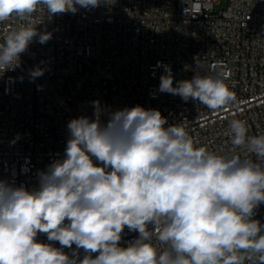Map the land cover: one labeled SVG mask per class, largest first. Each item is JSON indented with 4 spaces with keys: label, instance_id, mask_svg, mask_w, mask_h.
Wrapping results in <instances>:
<instances>
[{
    "label": "clouds",
    "instance_id": "9594fccd",
    "mask_svg": "<svg viewBox=\"0 0 264 264\" xmlns=\"http://www.w3.org/2000/svg\"><path fill=\"white\" fill-rule=\"evenodd\" d=\"M102 3L0 0V24L21 21L0 39V76L20 67L36 38H52L37 28L45 15ZM194 59L195 75L175 86L171 66L158 62V91L213 112L233 106L224 74ZM43 75L29 70L31 81ZM92 105L94 118L68 122L63 158L37 173L38 187L0 179V264H264V224L253 218L264 204V133L250 135L247 121L233 118L231 149L221 154L198 146L185 123L165 127L158 109L108 112L103 123L106 109ZM125 228L138 236L122 247ZM40 233L61 247L39 242Z\"/></svg>",
    "mask_w": 264,
    "mask_h": 264
},
{
    "label": "built area",
    "instance_id": "2783aa9c",
    "mask_svg": "<svg viewBox=\"0 0 264 264\" xmlns=\"http://www.w3.org/2000/svg\"><path fill=\"white\" fill-rule=\"evenodd\" d=\"M20 23L0 24V39ZM37 28L52 38L45 44L36 38L20 67L0 76V179L38 187L37 173L63 158L68 122L94 118L93 101L106 109L103 123L108 112L158 109L165 127L185 123L198 146L221 154L231 149L225 133L233 118L247 121L250 135L264 133V0H199L198 7L194 0H109L90 11L45 15ZM194 58L224 74L233 106L213 112L158 91V62L171 66L175 86L195 75ZM37 66L44 75L31 81L29 70ZM255 211L264 224V204ZM137 236L125 228L120 246ZM37 240L61 247L44 233Z\"/></svg>",
    "mask_w": 264,
    "mask_h": 264
},
{
    "label": "rangeland",
    "instance_id": "374dc122",
    "mask_svg": "<svg viewBox=\"0 0 264 264\" xmlns=\"http://www.w3.org/2000/svg\"><path fill=\"white\" fill-rule=\"evenodd\" d=\"M224 6H225V2H222L221 5H218L216 7V9H222ZM159 83H160V77H158L157 79L153 80V84L159 86Z\"/></svg>",
    "mask_w": 264,
    "mask_h": 264
}]
</instances>
